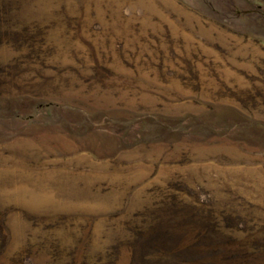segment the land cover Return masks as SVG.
Segmentation results:
<instances>
[{"label": "rangeland", "instance_id": "obj_1", "mask_svg": "<svg viewBox=\"0 0 264 264\" xmlns=\"http://www.w3.org/2000/svg\"><path fill=\"white\" fill-rule=\"evenodd\" d=\"M0 264H264V0H0Z\"/></svg>", "mask_w": 264, "mask_h": 264}]
</instances>
